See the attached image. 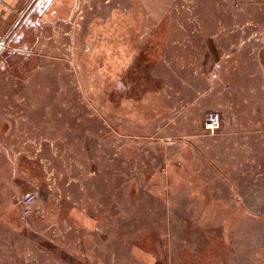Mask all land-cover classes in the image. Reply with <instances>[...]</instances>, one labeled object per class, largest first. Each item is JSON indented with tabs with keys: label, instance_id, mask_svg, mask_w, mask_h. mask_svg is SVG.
I'll return each mask as SVG.
<instances>
[{
	"label": "rangeland",
	"instance_id": "1",
	"mask_svg": "<svg viewBox=\"0 0 264 264\" xmlns=\"http://www.w3.org/2000/svg\"><path fill=\"white\" fill-rule=\"evenodd\" d=\"M0 46V264H264V176L236 206L203 126L264 0H21Z\"/></svg>",
	"mask_w": 264,
	"mask_h": 264
},
{
	"label": "crops",
	"instance_id": "2",
	"mask_svg": "<svg viewBox=\"0 0 264 264\" xmlns=\"http://www.w3.org/2000/svg\"><path fill=\"white\" fill-rule=\"evenodd\" d=\"M21 0H0V23H4L8 20L9 16L15 14V9L17 8ZM28 8V7H27ZM251 59L250 57H247ZM234 61L233 71H230L229 74H225L224 77L220 75L222 80L228 84V81L231 83L232 92L231 95H224L223 93H216L218 99L216 98V103L212 111L220 113V118L225 116L224 105L231 107L230 110V119L222 118L220 123V129L217 130V144L219 139H227L229 144V159L233 162L230 169V176L236 177H247V182L243 183L242 179L237 178L235 181L231 180V191L237 195L236 203L238 207L248 208L252 206L251 201L260 200L255 199L253 194L255 192L254 187V177L258 173H262L264 176V78L262 71L260 70L259 64L251 70L245 68V64L249 63L248 61L242 62L240 58L237 63ZM241 65L243 68H239ZM208 91L211 92L214 89V86H217L216 81H210L209 77L206 76ZM207 93L204 92V96ZM253 100L254 103L258 102L262 105L263 109L255 108L253 110H246L243 107V104H246V101ZM221 153V152H219ZM224 155L226 158V153L219 154L214 156L213 159L218 160ZM211 159V158H210ZM255 159L263 160V168H258L253 165ZM225 168L217 167L216 172L220 173L219 175H228V172L223 171ZM217 173V174H218ZM253 179V181H252ZM251 181L250 184H247ZM242 200L247 199V203L242 204L240 200V195ZM251 200V201H250Z\"/></svg>",
	"mask_w": 264,
	"mask_h": 264
},
{
	"label": "built area",
	"instance_id": "3",
	"mask_svg": "<svg viewBox=\"0 0 264 264\" xmlns=\"http://www.w3.org/2000/svg\"><path fill=\"white\" fill-rule=\"evenodd\" d=\"M218 78L219 77L217 75V71L213 70L210 73L209 80L214 81V80H218ZM224 88L228 89L229 88L228 84H226ZM220 123H221L220 113L216 111H209L205 114L203 126L206 131L214 132V130L220 127ZM35 201H36V193L33 191L27 192L23 196H21V198L19 199V205H20V212L23 216H28L30 214Z\"/></svg>",
	"mask_w": 264,
	"mask_h": 264
},
{
	"label": "bare ground",
	"instance_id": "4",
	"mask_svg": "<svg viewBox=\"0 0 264 264\" xmlns=\"http://www.w3.org/2000/svg\"><path fill=\"white\" fill-rule=\"evenodd\" d=\"M2 46V45H1ZM1 46H0V48H1Z\"/></svg>",
	"mask_w": 264,
	"mask_h": 264
}]
</instances>
